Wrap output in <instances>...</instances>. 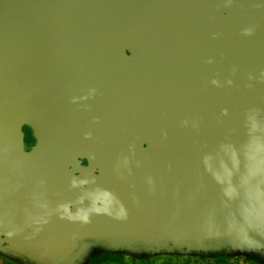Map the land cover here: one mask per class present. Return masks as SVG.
<instances>
[{
	"label": "water",
	"instance_id": "water-1",
	"mask_svg": "<svg viewBox=\"0 0 264 264\" xmlns=\"http://www.w3.org/2000/svg\"><path fill=\"white\" fill-rule=\"evenodd\" d=\"M264 254V0H0V254Z\"/></svg>",
	"mask_w": 264,
	"mask_h": 264
},
{
	"label": "rangeland",
	"instance_id": "rangeland-1",
	"mask_svg": "<svg viewBox=\"0 0 264 264\" xmlns=\"http://www.w3.org/2000/svg\"><path fill=\"white\" fill-rule=\"evenodd\" d=\"M0 264H25L18 259L0 254ZM80 264H264V254L252 250L228 251H163L138 254L123 249L97 250Z\"/></svg>",
	"mask_w": 264,
	"mask_h": 264
}]
</instances>
